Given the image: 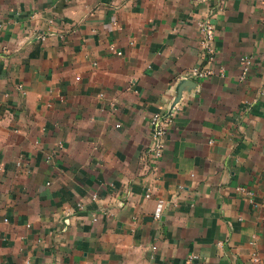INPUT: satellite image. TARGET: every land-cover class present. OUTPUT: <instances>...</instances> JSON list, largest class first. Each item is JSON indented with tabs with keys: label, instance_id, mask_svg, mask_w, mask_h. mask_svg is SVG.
Listing matches in <instances>:
<instances>
[{
	"label": "crops",
	"instance_id": "crops-1",
	"mask_svg": "<svg viewBox=\"0 0 264 264\" xmlns=\"http://www.w3.org/2000/svg\"><path fill=\"white\" fill-rule=\"evenodd\" d=\"M0 264H264V0H0Z\"/></svg>",
	"mask_w": 264,
	"mask_h": 264
},
{
	"label": "built area",
	"instance_id": "built-area-1",
	"mask_svg": "<svg viewBox=\"0 0 264 264\" xmlns=\"http://www.w3.org/2000/svg\"><path fill=\"white\" fill-rule=\"evenodd\" d=\"M199 29L201 33L202 44L205 46L207 53H212L213 48L211 41L214 38V27L213 25L206 20L199 22ZM249 61L245 60V64H248ZM246 70V68H245ZM206 72L198 71V69H192L189 72V76H203ZM170 118L169 115L154 114L152 117V124L155 129L153 132L154 143L152 147V156L154 159H157L161 156L163 144L160 141V138L166 133L167 127L169 126ZM148 196V195H146ZM158 215V213L156 214Z\"/></svg>",
	"mask_w": 264,
	"mask_h": 264
},
{
	"label": "water",
	"instance_id": "water-1",
	"mask_svg": "<svg viewBox=\"0 0 264 264\" xmlns=\"http://www.w3.org/2000/svg\"><path fill=\"white\" fill-rule=\"evenodd\" d=\"M191 83H193L191 80H189L188 78H180L179 80H178V90H180L182 87H184V86H186V85H189V84H191ZM175 100H174V103L173 104H175Z\"/></svg>",
	"mask_w": 264,
	"mask_h": 264
}]
</instances>
